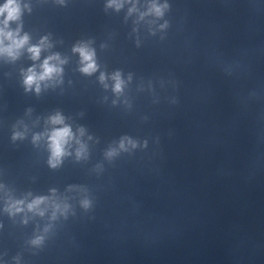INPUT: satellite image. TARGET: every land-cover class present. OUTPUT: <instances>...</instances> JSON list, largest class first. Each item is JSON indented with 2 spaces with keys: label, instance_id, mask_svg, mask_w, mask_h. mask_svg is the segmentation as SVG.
<instances>
[{
  "label": "clouds",
  "instance_id": "9594fccd",
  "mask_svg": "<svg viewBox=\"0 0 264 264\" xmlns=\"http://www.w3.org/2000/svg\"><path fill=\"white\" fill-rule=\"evenodd\" d=\"M61 5L65 4V0H57ZM132 3V0H107L105 9L112 8L119 12L125 3ZM168 3L160 4L158 0H152L147 6V10L139 12L136 4L133 3L132 7L128 9V15L133 13H139V18L142 20L146 16H155L161 18L164 16L165 11L168 10ZM27 12H31L32 8L30 4L22 3V0H4L3 4H0V57L5 58L8 62H15L21 56L24 50L27 51L32 61H40L41 53L53 47L48 36H44L37 44H31V37L27 32L22 34L23 28V15ZM15 23L16 27L12 28L11 25ZM167 26V22L161 25V28ZM91 41H80L72 48V52L79 55V71L84 75H92L96 73L100 66L97 63L96 51L91 47ZM68 62L66 57H62L59 53H52L46 56L42 62L38 65L33 63L31 67L26 70H21L23 77V87L25 92L34 91L39 95L42 88H48L60 84L63 82V73L65 65ZM131 74L128 76V80H131ZM99 82L107 89L109 87L107 80L111 79L112 91L118 97L123 94L126 86V81L122 78L121 71L117 70L108 76L105 72H100ZM117 101H113L116 104ZM127 103V101H125ZM31 113L32 109L27 110ZM46 123L51 127L46 129L42 133H35L32 136V143L38 145L39 142L44 139L46 141L48 156V165L52 169H56L63 164L66 157L71 156L73 153L71 149L73 145L75 147V158L77 161L86 160L88 158V146L82 140L85 136L86 130L84 127H78L76 131L70 124L66 123V117L60 112L56 111L54 114L48 116ZM13 132L11 139L13 142L22 140L26 136L27 126L24 131L16 130V126H13ZM92 139L91 136L88 137ZM138 146L137 141L129 136H123L118 142V146L110 147L105 152V157L109 160L113 159L120 152H128L130 149H135ZM146 146V142H145ZM101 166L98 165L97 168ZM4 188V185L0 184V189ZM53 196H55V189L51 190ZM29 196L31 193L28 194ZM51 205L52 215L51 219L55 220L57 214L64 215L66 217L69 211V205L66 203L58 202L56 199L48 196H36L28 202L26 199H16L11 195H7L5 199L4 211L9 216H16L19 213L25 211L34 213L43 217L46 209L41 207L42 205ZM82 207L85 209L91 206V201L87 198L81 201ZM27 223V219L23 221ZM2 227V225H0ZM45 232L49 231V228L44 229ZM44 236L37 235L29 243L33 247H40L44 243Z\"/></svg>",
  "mask_w": 264,
  "mask_h": 264
}]
</instances>
